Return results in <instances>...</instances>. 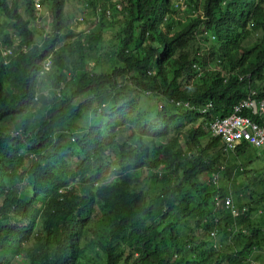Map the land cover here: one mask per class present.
<instances>
[{
  "label": "trees",
  "instance_id": "trees-1",
  "mask_svg": "<svg viewBox=\"0 0 264 264\" xmlns=\"http://www.w3.org/2000/svg\"><path fill=\"white\" fill-rule=\"evenodd\" d=\"M69 2L0 0V264H264V150L208 128L264 96V0Z\"/></svg>",
  "mask_w": 264,
  "mask_h": 264
},
{
  "label": "built area",
  "instance_id": "built-area-1",
  "mask_svg": "<svg viewBox=\"0 0 264 264\" xmlns=\"http://www.w3.org/2000/svg\"><path fill=\"white\" fill-rule=\"evenodd\" d=\"M48 66L49 63L46 69ZM210 129L213 136L221 137L228 150H234L242 142H248L255 148L264 150V127L240 115L233 114L227 118L218 119L211 124ZM216 204L220 205V202L217 201ZM224 205L232 211L235 217L239 215L231 197L225 198Z\"/></svg>",
  "mask_w": 264,
  "mask_h": 264
},
{
  "label": "clouds",
  "instance_id": "clouds-1",
  "mask_svg": "<svg viewBox=\"0 0 264 264\" xmlns=\"http://www.w3.org/2000/svg\"><path fill=\"white\" fill-rule=\"evenodd\" d=\"M34 7L40 13V10L42 9L41 7H43L42 4H41V0H35V6ZM186 7L184 6V8H186ZM84 21H85L84 16L81 17V18H79V22L84 23ZM205 36H207V35H205ZM215 40H216V37L214 35L209 36V41L210 42H213ZM14 50H15V48L5 47L3 45V43L0 41V51H1V54H2L3 57H6V56H12V57H14L16 55V53H14ZM8 52H11V54H8ZM5 53H7V54L5 55ZM51 59H52V56L49 59H47L46 64H45V68H46V66H47L48 63L50 65ZM5 62L7 63V61H5ZM194 69L197 71L196 79L197 80L201 79L204 76V72L202 71V69L197 64L194 65ZM207 69L210 70V71H216L217 70L216 64L211 63L210 66ZM197 80H195V81H197ZM175 105H176V107L178 109H180L182 111H194V112H199L202 115H205L207 113L208 109L209 108H212V104L211 103L208 104L206 107H202V106H197L193 102L186 101V100L176 101L175 102ZM237 108H239V109L237 110ZM248 111L251 114H253L254 116H262V115H264V96L262 98H259L258 97V93H256V92H253V94L251 93V96L248 99H246L245 101L243 100V101L238 102V103H236V104L233 105V107H232V113L230 115L237 114L238 116L240 115V116H242L244 118L250 119L253 123H256V124L260 125L259 123L253 121L248 116L249 115ZM229 116L222 117V118H218V119H224V118H227ZM218 119H216V120H218ZM216 120H214V121H216ZM211 124L208 127L210 131H211V129H210ZM213 137H218V136H213ZM219 138H220L221 142L224 144V142L221 139V137H219ZM225 150H227V149H225ZM255 264H257V263H255Z\"/></svg>",
  "mask_w": 264,
  "mask_h": 264
},
{
  "label": "rangeland",
  "instance_id": "rangeland-1",
  "mask_svg": "<svg viewBox=\"0 0 264 264\" xmlns=\"http://www.w3.org/2000/svg\"><path fill=\"white\" fill-rule=\"evenodd\" d=\"M43 0H41L42 2ZM42 9L40 10L39 13V19L37 20V25L42 26L47 33L50 32V22H49V10L46 8V6L41 7ZM190 14H188L189 16ZM85 18V22L82 24H78L79 18L83 17ZM96 13L94 10L88 7L87 2H84V0H71L69 2V7L67 10V18L68 22L67 25L69 28L74 29V30H80L84 31L87 29V26L90 25L92 22L96 20ZM155 103V101H154ZM145 106V104H144ZM256 167H264V159L260 158L257 159L255 163ZM85 261L88 264H104L105 263V256L102 252L92 249L89 250L88 253L86 254Z\"/></svg>",
  "mask_w": 264,
  "mask_h": 264
}]
</instances>
